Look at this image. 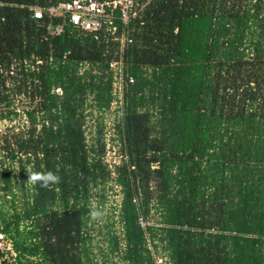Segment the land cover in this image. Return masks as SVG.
I'll return each mask as SVG.
<instances>
[{
    "label": "trees",
    "instance_id": "obj_1",
    "mask_svg": "<svg viewBox=\"0 0 264 264\" xmlns=\"http://www.w3.org/2000/svg\"><path fill=\"white\" fill-rule=\"evenodd\" d=\"M56 1L0 0V119L18 116L17 97L28 105L0 138L18 166L16 178L0 166V232L16 253L0 264H95L92 206L111 183L121 236L106 241L124 264H155V242L164 264H264V0H134L126 25L114 10L100 30L52 36L60 19L31 9ZM112 63L111 168L85 125L113 102ZM33 171L60 182L34 185Z\"/></svg>",
    "mask_w": 264,
    "mask_h": 264
},
{
    "label": "rangeland",
    "instance_id": "obj_2",
    "mask_svg": "<svg viewBox=\"0 0 264 264\" xmlns=\"http://www.w3.org/2000/svg\"><path fill=\"white\" fill-rule=\"evenodd\" d=\"M113 102L109 109L104 112L96 113L93 112L91 116L86 119L85 125V136L86 141L89 145L94 143V140L98 137V133H101V137L106 145L105 161L112 168L114 164H117L121 153L119 152L118 140L115 135L114 126L119 122L121 118V95L118 90L119 80L116 79L115 73L120 74L121 66L115 65L113 68ZM115 90V91H114ZM27 103L23 97H17L14 101L13 108L16 109L18 116H15L12 120L0 119V138L8 136L9 138L12 134H15L19 128L25 124V117L23 116L24 109L27 108ZM3 108H0V115L3 112ZM16 113V114H17ZM3 151L0 150V166H8L11 168L13 178L18 177L17 171L18 166L16 163L10 164L1 155ZM111 189L106 192V201L101 206L97 207V203L94 201L92 206V212L98 211L100 215L93 218L91 215L89 231L91 233L92 239V249L95 256V264H124L120 261L117 253H111L110 247L107 244V238L109 235L121 236L120 224L117 221V215L119 210V205L121 201V196L119 188L111 183L109 185ZM109 187V188H110ZM157 215L153 214L150 224L156 225ZM155 249L149 243L148 246L153 254L155 264H164V258L160 252V245ZM2 256V255H1ZM1 259V258H0ZM4 259V258H3Z\"/></svg>",
    "mask_w": 264,
    "mask_h": 264
},
{
    "label": "built area",
    "instance_id": "obj_3",
    "mask_svg": "<svg viewBox=\"0 0 264 264\" xmlns=\"http://www.w3.org/2000/svg\"><path fill=\"white\" fill-rule=\"evenodd\" d=\"M134 9V0H113L112 2H100L98 0H57L53 4L43 8L34 7L31 10L33 18L36 19H41L43 15L49 18H59L60 23L58 25H48L49 34L57 36L62 32L64 25H70L86 32L100 30L105 25L110 24L114 10L117 13L119 21L123 25H126L135 15ZM115 65L112 63L111 68L113 69ZM115 77L119 80L118 90L121 95L122 75L121 73H115ZM132 81V79L128 80L129 83H132ZM0 254L2 255L0 261L7 260L12 262L16 257L11 239L1 232Z\"/></svg>",
    "mask_w": 264,
    "mask_h": 264
},
{
    "label": "clouds",
    "instance_id": "obj_4",
    "mask_svg": "<svg viewBox=\"0 0 264 264\" xmlns=\"http://www.w3.org/2000/svg\"><path fill=\"white\" fill-rule=\"evenodd\" d=\"M28 182L32 184H39L40 187L46 188L51 184H57L60 182V177L56 175L53 171H33L27 176ZM93 218L100 215L98 211H93L91 213Z\"/></svg>",
    "mask_w": 264,
    "mask_h": 264
}]
</instances>
